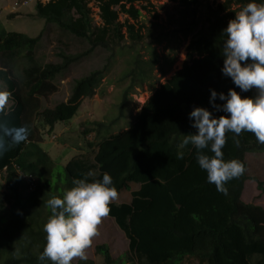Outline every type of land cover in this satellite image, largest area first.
Here are the masks:
<instances>
[{
	"label": "trees",
	"instance_id": "16d2710c",
	"mask_svg": "<svg viewBox=\"0 0 264 264\" xmlns=\"http://www.w3.org/2000/svg\"><path fill=\"white\" fill-rule=\"evenodd\" d=\"M95 1L100 14L99 27L91 25L84 0H50L35 6L36 13L46 22L39 35L30 38L13 32L5 36L0 31V91H8L12 103L0 113V136L5 137V150L0 152V198H4L0 209L4 201L10 205L4 215L0 213V264H39L37 257L43 249L45 235L42 226L49 215L44 201L52 195L62 196L72 187L73 179L86 176L89 181L98 180L104 173L111 176L116 190L120 189L130 199L129 203L109 205L108 214L128 239L129 259H137L138 264H181L186 257H194L198 264H264V211L239 200L243 178L232 181L228 195L207 188L206 172L199 169L195 150L191 145L179 147L183 134L195 133L188 116L193 107H204L216 116L225 115L211 108L209 89L226 94L221 90L225 86L242 97L254 94V90L240 92L220 71L224 39L221 31L249 0H225L199 13L201 20H205V31L197 33L187 46L182 68L149 97L128 122L127 129L111 139L102 174L92 178L90 169L81 160L52 164L49 153L36 140H42L46 127L52 131L53 125L75 115L76 106L71 104L79 105L81 100L93 95L100 73L76 81L66 105L62 103L42 112L33 97L48 99L56 91L49 81L65 69V65L52 62L45 65L46 70L36 67L34 51L41 48L39 39L47 27H55V41L66 31L75 34L89 52L98 46L121 43L124 37L121 27L131 44L143 40L142 30H135L128 21H137L140 11L146 10L144 6L137 9V3L150 6L149 0ZM197 1L178 0L187 7ZM256 2L264 3V0ZM119 15L127 17L123 25L117 22ZM72 58L63 56L68 62ZM25 59L29 65L18 71L16 65ZM137 62L135 59L131 69L134 87L152 72L150 67L135 71ZM13 71L20 76H15ZM129 94L127 90L123 92L117 115L125 112ZM215 103L222 102L217 99ZM18 128L27 130L26 138L11 142L10 137ZM178 151H183L182 159H177ZM222 151L225 161L244 162L246 154L263 155L264 144L251 132L242 131L238 137L229 132ZM249 179L253 181L252 177ZM263 186L264 181L256 182L257 189L262 190ZM34 249L38 250L34 252ZM97 253L104 258V264H114L106 245L98 247Z\"/></svg>",
	"mask_w": 264,
	"mask_h": 264
},
{
	"label": "clouds",
	"instance_id": "9594fccd",
	"mask_svg": "<svg viewBox=\"0 0 264 264\" xmlns=\"http://www.w3.org/2000/svg\"><path fill=\"white\" fill-rule=\"evenodd\" d=\"M20 1H28L32 3L34 5L33 13L38 18L43 20V18L36 13L35 6L37 3L43 5L47 4L50 0ZM84 1L86 8L89 10L88 17L91 20V25L93 26L91 9L97 10L95 11V14L98 13L97 18L100 21L98 4L95 0ZM19 2H16L13 8H15ZM43 22L44 26L42 30L46 25L44 20ZM99 26L100 25L96 27ZM1 30L5 32V36L9 33H13L6 31L0 26V31ZM15 33L24 34L30 37L24 32ZM221 35L224 37L222 41L223 52L221 55L223 63L220 69L222 75L229 77L232 83L240 89V92H249L250 90H254V94L252 96L242 97L240 93L233 88L228 89L225 86L221 90L226 91V94L224 92L217 93L215 90L209 89V104L211 108L214 111L222 112L225 115L216 116L213 114V111H209L204 107H193L188 113V116L192 121L191 126L195 128V133L183 134L182 139L179 142V147L183 149L185 146L191 145L195 150V159L198 167L200 170L202 169L206 172L204 179L207 188H213L214 190L216 188L218 192L228 195L232 187V181L242 177L243 184L239 200L244 203V205H250L252 203L249 201H242L243 198H241L244 183L247 181L250 183L253 182L252 184L255 183L256 185L257 181L262 180H257L250 174V167L246 161V156L255 154L258 155V153L246 154L244 162L236 159L225 161L223 158L224 153L222 148L226 143V133L229 132L233 133L237 137L242 131L251 132L254 134L259 143L264 144V3H257L256 0H249V2H247L237 13H235L234 18L228 21L227 26L222 29ZM43 36L45 35L40 36L41 39H39L40 46L43 43ZM47 40L48 39H45V42H47ZM48 46L50 48V59L48 61L41 60L43 45L40 49L38 48L34 51V58L39 60V62H36L37 68L46 70L45 65L52 62V64L65 65L66 69L67 66L74 62L75 58L89 53L86 44L77 41L76 35L68 31H66L59 41H55L53 37L51 45ZM75 47L82 48L81 53H73ZM52 55H54V57H52ZM68 55L74 56V58L70 59V62H68L67 59H63V56ZM153 59V57L149 61H139L137 59L138 62L135 63V71H146L148 67L151 69V66L154 63ZM65 69L59 74L65 71ZM168 71L169 69L162 72L159 80L164 79ZM132 72L134 71L129 70L124 75V78L129 80L130 84L126 90L130 93L133 90L143 88V85L150 81L152 75L151 72L149 77L134 87L131 81ZM175 72L172 75H174ZM172 75L169 76L168 79L164 80L163 83H160L157 89H151L150 96L154 95L155 91H158L161 85H165ZM43 80L45 81V79ZM53 81H49V83L53 85ZM9 96L10 93L8 91H0V113L4 111V108L12 106L11 101L8 100ZM33 99L38 101L37 105L40 111V100H42V96L39 98L34 95ZM217 99L222 103H215ZM81 101L78 103L79 105L71 104L72 106H76L75 115L72 118L60 124L56 123L53 125L52 131H50L48 127L45 128L42 132L43 143L41 144L47 145L48 147V145H50L47 142L48 138L56 136V131L59 127L70 128V135H68L69 139L73 137L72 126L75 130L77 128H81V134L85 137L93 135L94 140L87 141L88 148L93 150L92 162L86 161L79 155H74L71 150H65V153L62 155L61 162L59 163L53 162L52 158L49 156L51 163L54 165H61V163H65L66 160H81L80 163L86 169H90L89 175L93 178L102 174L100 172L103 170L105 161L110 153L108 143L115 135L127 129L128 122H131L132 117L141 111L146 101L140 109L135 112V114H132L129 110L125 128L119 129L116 133L109 134L108 126L106 130L102 132V128H104V126L97 121L91 122L90 129L80 127V121L77 120L82 109L83 102ZM126 101L127 100H125V103ZM67 102L68 100L63 102V104L66 105ZM52 109L41 108V111L43 112L44 110ZM123 116L124 113H122L121 116L116 115V118H119L120 120ZM26 135V129L18 128L10 137V140L11 142L18 143L20 140L25 139ZM78 140L80 139L78 138ZM103 143H105L104 147H102ZM71 147L76 151L77 147H79V143H77V145L71 144ZM204 149H208V151L204 152ZM4 150L5 137L0 136V152ZM183 155V151H178L176 153L177 159H182ZM249 177H252L253 181L250 180ZM207 188L205 193L207 192ZM29 190H32V186L29 187ZM258 191L262 190L258 189ZM230 196L233 197L232 192ZM125 199L127 198L122 194L120 189L116 190L113 186L112 178L108 173H104L102 178L98 180L89 181L86 176L79 179H73L72 187L65 190L62 193V196H50V198L44 201L46 208L49 210V215L42 226V230L45 235L43 249L37 257L39 264H45L46 261L50 262V264H71V261L76 258L80 261L86 262L88 259L86 249L91 246L93 238L98 235V225H100L102 218L106 216L109 217V205L113 206L119 205L120 203L130 202L129 198L128 201H124ZM252 205L258 206L264 211L263 207L259 203ZM109 218L112 220L113 226L115 225L128 241L125 233L119 226L116 225L111 217ZM129 258L130 255L128 249L127 259ZM189 258L194 257H186L184 260ZM117 260L118 258H116V260L112 259L113 263ZM133 261L138 264L137 259H133Z\"/></svg>",
	"mask_w": 264,
	"mask_h": 264
},
{
	"label": "rangeland",
	"instance_id": "374dc122",
	"mask_svg": "<svg viewBox=\"0 0 264 264\" xmlns=\"http://www.w3.org/2000/svg\"><path fill=\"white\" fill-rule=\"evenodd\" d=\"M19 1L0 0V26L8 32H24L30 37L36 36L42 30L44 22L33 13L34 5L32 3ZM223 1L225 0H198L195 5H189L188 7L179 3L178 0H149L150 6H147L144 2L137 3V9L140 10L141 6H144L146 10L140 11L141 15L137 21L129 20L128 24L133 25L135 30L138 28L142 30L143 40L140 41L141 43L131 44L126 35V30L120 26L124 36L121 43L116 46L95 47L67 66L65 71L57 75L53 81L52 86L56 88V91L49 95L48 99L40 100L41 108L52 109L60 103L66 102L76 81L89 77L91 73L99 72L98 88L93 91L91 97L84 98L81 101L83 104L77 121H80V127L85 129H90L91 122L97 121L104 126L102 132L108 126V134L116 133L119 129L125 128L129 110L132 114H135L150 96L151 89H157L160 83H163L175 71L182 68L187 46L198 35L197 33L205 31L206 23L205 20H201L199 13L204 8H214ZM16 2H19V4L13 8ZM91 11L93 26L101 25L97 18L98 13L95 14L97 10L91 9ZM126 20V16L119 15L117 22L119 25H123ZM145 30H149V32ZM55 31V27H49V29L47 27L45 36H43L42 61L50 59L48 45H51ZM45 39H48L47 42H45ZM81 51L82 48L75 47L73 53H81ZM152 57L154 63L151 66L150 81L143 85V88L133 90L129 94L124 104V116L119 120V118H116L117 108L121 103L123 92L130 84L129 80L124 78V75L132 69L135 59L149 61ZM34 60L39 62L37 58H34ZM25 65H29L26 59L16 65V68L21 71ZM167 69L169 71L166 77L159 80L160 74L167 71ZM13 73L15 76H20L15 71ZM69 131V127H59L56 136L48 138L47 142L50 144L48 147L41 144L43 143L41 139L36 140V142L44 152L49 153L55 163L61 162L65 150H71L74 155H79L86 161L92 162L93 150L88 148L87 141H93V135L85 137L81 134V128L75 130L72 126L73 137L69 139ZM77 143H79V147L75 151L71 144L77 145ZM246 161L250 167V174L257 180L264 181V154L259 158L257 154L248 155ZM252 183L247 181L244 183L242 201H249L254 205L259 203L264 209V186L262 191H258L255 183ZM132 187L136 189L137 186L133 185ZM3 199L0 198V201ZM128 200L127 198L124 201ZM2 205L3 208L0 209V213L4 215L9 210L10 205L5 201ZM5 217H9L8 213ZM127 243L128 241L124 238L123 233L115 225L113 226L112 220L106 216L102 218L100 225H98V235L93 238L91 246L86 249L87 261L92 264H104V258L99 256L97 248L106 245L112 259L116 260L118 258L114 264H120V261L124 264H137L133 259H127ZM37 250L34 249L33 251ZM78 262L80 260L76 258L71 261V264H77ZM181 264H198V262L194 258H189Z\"/></svg>",
	"mask_w": 264,
	"mask_h": 264
}]
</instances>
